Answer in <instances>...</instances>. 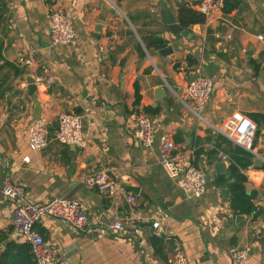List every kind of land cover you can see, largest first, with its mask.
Returning <instances> with one entry per match:
<instances>
[{
  "label": "crops",
  "instance_id": "obj_1",
  "mask_svg": "<svg viewBox=\"0 0 264 264\" xmlns=\"http://www.w3.org/2000/svg\"><path fill=\"white\" fill-rule=\"evenodd\" d=\"M162 1L177 23L179 6L197 3ZM239 1L236 10L216 12L192 27L191 36L177 39L163 23L158 0H0V66L12 65L0 71V81L5 80L0 88V233L6 235L0 255L9 242L28 244L11 231L15 203L4 196L2 183L9 176L32 202L68 198L85 205L87 224L81 231L50 217L34 228L58 250L60 264H168L174 241L182 244L190 264H232L230 250L237 246L252 247L245 264H264V120L255 117H264V0ZM59 7L71 16L76 37L71 46L52 48L48 16ZM151 36L179 49L165 59L147 49L144 39ZM139 46L146 57L140 58ZM22 57L32 58L34 65L19 66ZM41 66L48 68V83L32 94L27 78ZM197 76L214 83L202 120L178 92ZM145 107L152 108L147 115L155 136L148 148L137 137L136 119ZM62 113L82 116L86 147L56 140ZM235 115L255 125L252 165L243 172L257 210H263L259 215L232 211L230 189L217 185L215 169V163L226 161L227 172L220 175L226 176L230 159L222 152L213 163L208 158L222 135L217 129ZM39 119L47 123L48 143L33 152L29 128ZM163 133L171 135L187 163L208 174L202 198H189L164 171ZM26 156L30 163L23 161ZM101 171L122 187L117 196L85 184L87 175ZM129 196L136 201L130 203ZM117 217L134 219L140 232L103 234L104 225ZM153 236L166 239L165 257L155 252Z\"/></svg>",
  "mask_w": 264,
  "mask_h": 264
},
{
  "label": "built area",
  "instance_id": "obj_2",
  "mask_svg": "<svg viewBox=\"0 0 264 264\" xmlns=\"http://www.w3.org/2000/svg\"><path fill=\"white\" fill-rule=\"evenodd\" d=\"M224 0H197L195 5L189 7L196 9L206 17V20L216 12L224 10ZM48 24L50 31V46L68 47L71 46L76 37L71 16L62 8H56L49 13ZM262 39V37H260ZM101 51L106 49L101 46ZM19 66L31 67L34 65L32 58L22 57L18 61ZM48 68L40 67V71L34 76L37 88H45L48 83ZM178 92L187 98V106L194 112L198 119L202 120L201 112L208 103L214 92L213 81L204 76H197L188 82L187 85L178 88ZM190 104V105H189ZM137 137L140 146L151 147L155 141L154 125L150 116L140 113L136 119ZM217 131L232 141L234 144L252 151L254 144L255 125L254 122L245 116L235 115L225 122L223 127ZM56 140L67 146L79 148L86 147L84 126L82 116L77 113H62L58 118V129ZM48 143V127L43 119L34 121L29 128V147L33 152H39L46 148ZM160 163L166 174L174 180L189 198L200 199L207 190L209 184L208 174L201 168L188 166L186 156L178 152L177 147L168 133L159 137ZM225 159V156L222 155ZM25 163H30V157L23 158ZM3 194L15 203L12 214L11 225L21 234L31 246L36 264H60L58 250L48 245L43 235L35 231V226L42 218L50 217L69 224L75 230L81 231L87 224L86 207L81 202L68 198H53L47 202H32L24 188L12 182L9 176L3 177ZM88 187L96 188L104 196H117L122 187L114 180H111L104 171L89 174L85 178ZM128 201L134 203L135 196H129ZM155 230L160 228V221L153 224ZM130 230L136 234L140 228L132 218H115L112 222L104 225L103 234H112L123 230ZM251 246L234 247L230 250L232 264H245L250 254ZM168 264H190L186 252L179 241H174L171 256Z\"/></svg>",
  "mask_w": 264,
  "mask_h": 264
},
{
  "label": "trees",
  "instance_id": "obj_3",
  "mask_svg": "<svg viewBox=\"0 0 264 264\" xmlns=\"http://www.w3.org/2000/svg\"><path fill=\"white\" fill-rule=\"evenodd\" d=\"M224 12L231 13L236 10L241 2L239 0H224ZM178 23L187 31H191L192 27L196 25H203L206 23V17L198 12L197 10L187 6L186 4H181L178 10ZM144 43L148 50L155 49L157 51L165 48L168 43L164 39L158 36H151L148 39H144ZM140 53V58L146 57L145 52L142 47L138 48ZM3 60L2 52L0 49V61ZM6 66H12L11 64L4 62L0 66V71H2ZM21 73V72H20ZM22 74V73H21ZM5 85V80L0 81V88ZM136 89V105L140 104V87L139 84L135 83ZM152 108L145 107L143 112L149 114ZM256 118L264 117L255 116ZM207 141H211L208 139ZM225 146V147H224ZM222 152L228 156L230 159V167L228 174L226 176H219L217 178V185H227L230 189V205L231 209L236 214L241 215H255L258 211L255 204L256 195L248 192L246 188V183L248 182L247 176L243 171L248 169L252 165V154L234 145L229 139L223 135L217 137L216 150L208 154V158L211 163L218 159L217 155ZM200 152L197 154L199 157ZM196 165V164H194ZM13 231V227L11 229ZM6 240V235L0 233V244ZM152 245L155 252L162 257H165V246L166 239L161 236L152 237ZM0 264H36L34 262V257L31 252V246L29 244H16L14 242H9L6 245L5 251L0 255Z\"/></svg>",
  "mask_w": 264,
  "mask_h": 264
},
{
  "label": "water",
  "instance_id": "obj_4",
  "mask_svg": "<svg viewBox=\"0 0 264 264\" xmlns=\"http://www.w3.org/2000/svg\"><path fill=\"white\" fill-rule=\"evenodd\" d=\"M160 2V8H161V16L163 23L168 27L171 34H173L177 39H180L182 36L188 37L191 36V34L185 30L179 23H177L176 19L173 17L170 10L167 8L166 4L162 0H158ZM100 31L101 28L99 27L97 31ZM97 38L99 36L97 35ZM178 46L175 44L167 45L165 48L158 51V54L162 56L163 58H167L168 56L172 55L176 50H178ZM27 83L29 85L30 92L32 94H35L38 90L34 77L30 76L27 78ZM188 166H191V164H187ZM228 163L226 161H221L215 163V169H216V175H224L227 172ZM130 192H138V188L136 187H130L128 188ZM223 194L228 197V190H223ZM263 210H259L257 212V215L261 214ZM242 216H239L238 219H242Z\"/></svg>",
  "mask_w": 264,
  "mask_h": 264
}]
</instances>
